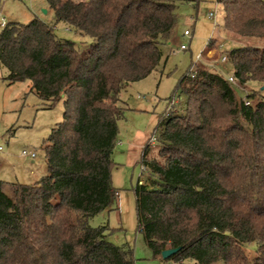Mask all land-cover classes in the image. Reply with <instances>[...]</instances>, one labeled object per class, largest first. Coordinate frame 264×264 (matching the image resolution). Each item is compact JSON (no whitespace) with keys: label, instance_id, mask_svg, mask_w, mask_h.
I'll return each instance as SVG.
<instances>
[{"label":"trees","instance_id":"obj_1","mask_svg":"<svg viewBox=\"0 0 264 264\" xmlns=\"http://www.w3.org/2000/svg\"><path fill=\"white\" fill-rule=\"evenodd\" d=\"M46 1L57 23L92 42L83 50L38 18L0 31L4 80L30 83L43 110L64 107L43 141L46 175L12 184L13 201L0 181V264H135L129 244L110 243L108 226L90 224L116 202L120 96L157 71L177 5L201 0ZM219 4L231 40H264V0ZM215 46L209 40L205 58ZM226 56L236 84L213 65H192L177 85L184 111L167 112L156 154L147 145L140 163L149 178L134 190L138 230L167 264H264V47Z\"/></svg>","mask_w":264,"mask_h":264},{"label":"rangeland","instance_id":"obj_2","mask_svg":"<svg viewBox=\"0 0 264 264\" xmlns=\"http://www.w3.org/2000/svg\"><path fill=\"white\" fill-rule=\"evenodd\" d=\"M216 11V19H211L209 13ZM176 14L179 22L169 42L162 47L164 58L157 71L131 84L121 93L126 113L118 123L119 134L112 154L116 163L112 171L113 186L117 191L116 202L110 210L90 222L93 227L106 225L112 230L108 236L110 243L120 247L129 244L134 250L135 264H167L154 259L138 230L134 190L139 183L145 185L148 182L149 177L143 173L140 163L144 149L157 137L163 117L170 109H175L178 114L185 109L187 98L177 91L179 81L192 65L203 62L228 76L231 66L229 61L221 62L222 56L239 45L264 47V40L249 39L239 43L227 36L222 30L224 11L219 0H201L199 6L193 3L178 4ZM3 18L8 24H29L38 18L54 26L58 37L73 41L83 50L92 42L64 23H57L46 0H0V25ZM185 31H189L191 36H184ZM211 39L216 40V46L205 58L204 51ZM182 45L187 50H181ZM6 77L7 70L0 65V145L4 147L0 156V181L11 185L33 184L47 173L43 141L49 137L51 129L62 121L64 107L59 103L52 110H43L39 98L30 92V83L9 85L4 80ZM239 94L245 97L247 91ZM158 148L156 142L151 147V154H156ZM24 149L36 152L35 164L22 156ZM256 247V244L249 245L251 255Z\"/></svg>","mask_w":264,"mask_h":264},{"label":"built area","instance_id":"obj_3","mask_svg":"<svg viewBox=\"0 0 264 264\" xmlns=\"http://www.w3.org/2000/svg\"><path fill=\"white\" fill-rule=\"evenodd\" d=\"M209 17H210L211 19H216V17H217V11H216V12H211V13H209ZM6 25H7V21H6V19L3 18V19L1 20V25H0V26H1V28H4ZM184 36H186V37H190V36H191V35H190V32H189V31H185V32H184ZM181 50L185 51V50H187V47H186L185 45H182V46H181ZM221 62H222V63H226V62H228V57H227L226 55H225V56H222V57H221ZM228 80H229L231 83L236 84L234 78H233L231 75L228 76ZM246 104H247V102H246ZM172 105H173V103H172ZM155 141H156V139L153 138L152 141H151V145L155 144ZM3 151H4V147L0 145V155L2 154ZM22 156H23L24 158H27V159H30V160H36V159H37V154H36V152L33 151V150H30V149H24V150L22 151Z\"/></svg>","mask_w":264,"mask_h":264},{"label":"crops","instance_id":"obj_4","mask_svg":"<svg viewBox=\"0 0 264 264\" xmlns=\"http://www.w3.org/2000/svg\"><path fill=\"white\" fill-rule=\"evenodd\" d=\"M1 156V155H0ZM32 164H35L37 162L36 160H31L30 161ZM31 174H34L33 172H31ZM38 180H36L35 182H37ZM4 182V181H3ZM33 182V183H35ZM21 184V183H20ZM4 192L6 194V196L10 199V200H14V194H13V187L11 184L5 182V186H4Z\"/></svg>","mask_w":264,"mask_h":264},{"label":"water","instance_id":"obj_5","mask_svg":"<svg viewBox=\"0 0 264 264\" xmlns=\"http://www.w3.org/2000/svg\"><path fill=\"white\" fill-rule=\"evenodd\" d=\"M46 13V11H44ZM180 250V248H176V249H169L166 250L162 253V258L164 260L169 259L170 257H172L173 255H175L176 253H178Z\"/></svg>","mask_w":264,"mask_h":264}]
</instances>
